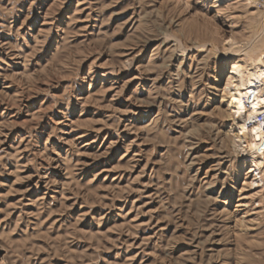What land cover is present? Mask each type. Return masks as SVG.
<instances>
[{
  "label": "rangeland",
  "instance_id": "374dc122",
  "mask_svg": "<svg viewBox=\"0 0 264 264\" xmlns=\"http://www.w3.org/2000/svg\"><path fill=\"white\" fill-rule=\"evenodd\" d=\"M252 59L258 0H0V264H264Z\"/></svg>",
  "mask_w": 264,
  "mask_h": 264
},
{
  "label": "bare ground",
  "instance_id": "6f19581e",
  "mask_svg": "<svg viewBox=\"0 0 264 264\" xmlns=\"http://www.w3.org/2000/svg\"><path fill=\"white\" fill-rule=\"evenodd\" d=\"M239 63L240 61L231 65L228 80L230 81L232 90L228 107L232 111V120L240 135V142L251 152L250 160L254 164H257L254 160V155L258 154L259 151L262 154L264 153V139L259 138L256 129L246 126L243 100L256 87L255 84L257 82L260 81V83L264 84V65L261 59H252L249 64L245 65Z\"/></svg>",
  "mask_w": 264,
  "mask_h": 264
},
{
  "label": "built area",
  "instance_id": "2783aa9c",
  "mask_svg": "<svg viewBox=\"0 0 264 264\" xmlns=\"http://www.w3.org/2000/svg\"><path fill=\"white\" fill-rule=\"evenodd\" d=\"M258 2L264 5V0ZM255 85L243 100L245 122L247 127L257 130L260 139H264V84L259 81Z\"/></svg>",
  "mask_w": 264,
  "mask_h": 264
}]
</instances>
